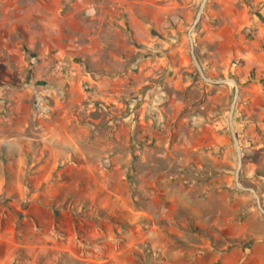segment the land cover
I'll list each match as a JSON object with an SVG mask.
<instances>
[{
  "label": "crops",
  "instance_id": "1",
  "mask_svg": "<svg viewBox=\"0 0 264 264\" xmlns=\"http://www.w3.org/2000/svg\"><path fill=\"white\" fill-rule=\"evenodd\" d=\"M112 1L129 6L134 39L147 42V29L138 28L144 23L130 6L148 2ZM42 10L40 0H0L2 264H133L143 241L160 249L168 264H264V226L253 210L236 221L237 202L248 199L233 189L230 176L210 173L197 184L188 173L140 172L141 189L155 195L145 208L133 197L127 169L133 159L146 161L151 144L181 149L170 161L180 168L201 164L204 150L210 153L205 164L218 166L211 150L226 142L221 117L216 110L209 121L184 112L180 94L192 86L181 67L164 72L167 62L130 45L120 29L71 33L69 18ZM59 60L65 74L54 77L49 70ZM224 89L216 97L230 92ZM198 96L192 91L189 100ZM138 125L148 128L147 142ZM156 206L165 219L161 241L152 227L145 232L137 224L117 236L116 227L125 225L115 214L150 216ZM215 227L246 247H217L193 233ZM176 242L182 250L169 249Z\"/></svg>",
  "mask_w": 264,
  "mask_h": 264
},
{
  "label": "rangeland",
  "instance_id": "2",
  "mask_svg": "<svg viewBox=\"0 0 264 264\" xmlns=\"http://www.w3.org/2000/svg\"><path fill=\"white\" fill-rule=\"evenodd\" d=\"M25 1L32 3L37 0ZM40 1H42V12L57 13L59 18H69L66 31L79 34L78 31L81 30L83 34L97 35L120 29L130 45L139 49L146 47V54L155 62L161 59L167 62L164 72H167L169 67L171 69L173 66L181 67L179 73L182 74V79L191 82L192 86L191 90L180 94L187 104L184 112L192 115L200 113L204 117L203 120L209 121L210 111L214 114L216 110L215 114L218 113L221 117L226 142L219 143L211 150L218 159V166L215 169H210L211 164H205L210 158L208 150L202 153L201 164L190 163L180 168L177 164L171 165L170 161L174 162V157L183 155L181 149L173 150L169 144L167 148L165 144L157 147L151 144L152 140H150L151 145L145 153L146 161L143 162L141 158L133 159L126 172L133 197L138 198L137 205L145 208V204L155 195L149 189L148 191L141 189L142 182L136 180L137 173L140 172L154 175L164 172L188 173L197 178L190 183L197 184L205 183L204 180L210 173L228 175L233 179V189L242 194L239 196L248 199L246 203L237 202L240 210L236 221H243L247 212L253 210L264 226V215L257 206L254 194L251 191L239 190L234 181L237 153L228 124L234 86L231 83L211 85L203 82L191 59L188 32L194 23L202 0H146L148 3H145L144 7L140 3L130 6L133 7L137 19L144 23L138 28L144 31L147 29V42L134 39L135 33L127 17L130 13L124 9L129 6L125 4L113 7L112 0ZM117 13L120 14L119 17ZM114 14L116 20L113 19ZM141 22L137 21L138 24ZM142 34L145 35V33ZM192 38L196 56L207 76L212 78L233 76L239 83L234 126L243 160L240 185L255 189L264 207V0H208L200 22L192 31ZM56 65L61 67V73L58 75L52 73ZM49 71L54 77L64 76L65 64L62 60L53 62ZM226 87L230 88V92L228 91L224 98L216 97L217 94H221L220 90H225ZM208 89L209 92H207ZM192 91L199 94L196 100H189ZM209 96H212V99H209ZM222 98L224 102L221 104ZM128 112L129 106H127ZM138 126L144 141L151 139L148 128L145 125ZM168 142L172 144L171 139ZM161 183L160 180L155 181L157 189H160ZM157 199L160 200V196ZM215 207L217 210L221 209L219 205ZM163 216L160 206H156L150 216L140 213L115 214L114 218L120 219L123 226L125 225L121 231L119 227H116V234L123 238L127 227L130 229L137 224L141 225L145 232L150 231L152 227L155 240L161 241L160 230L165 223ZM175 216L174 219L177 220L178 217ZM145 226L150 228L147 230ZM193 231L200 237L217 242V247H225L227 243H229L228 248L234 246L245 248L247 245L246 241L225 237L223 231L217 227L211 230ZM182 245L184 244L176 242L168 247L170 250L178 251L183 249ZM136 252H139L140 256L133 264H168L164 261L161 250L149 241L141 242ZM0 263L2 264L1 260Z\"/></svg>",
  "mask_w": 264,
  "mask_h": 264
},
{
  "label": "water",
  "instance_id": "3",
  "mask_svg": "<svg viewBox=\"0 0 264 264\" xmlns=\"http://www.w3.org/2000/svg\"><path fill=\"white\" fill-rule=\"evenodd\" d=\"M208 0H202V3L199 7L198 13L195 17L194 23L191 26L190 31L188 32V39H189V43H190V54H191V59L194 63V66L201 78V80L207 84H211V85H223L226 83H231L234 86V94H233V100L231 102V106H230V110H229V114H228V124H229V130H230V134L232 137V140L234 142V146L236 148V153H237V166H236V170H235V182H236V186L239 190L241 191H251L255 198H256V202H257V206L260 209V211L263 213L264 215V207L262 206L261 203V199L260 196L257 194V192L255 191V189H251V188H246L240 185V172L242 169V165H243V160H242V152H241V148L239 145V140L235 131V126H234V112H235V108H236V103L239 97V83L237 81V79L233 76H229V77H209L205 74L197 56L195 53V46H194V41L192 38V31L195 29V27L198 25V23L200 22L201 16L203 14V11L205 9V6L207 4Z\"/></svg>",
  "mask_w": 264,
  "mask_h": 264
},
{
  "label": "built area",
  "instance_id": "4",
  "mask_svg": "<svg viewBox=\"0 0 264 264\" xmlns=\"http://www.w3.org/2000/svg\"><path fill=\"white\" fill-rule=\"evenodd\" d=\"M52 73L54 75H58L61 73V67L59 65H56L55 68H53Z\"/></svg>",
  "mask_w": 264,
  "mask_h": 264
}]
</instances>
